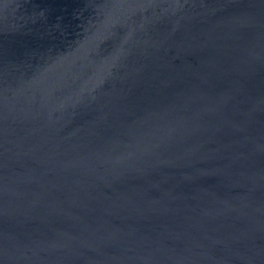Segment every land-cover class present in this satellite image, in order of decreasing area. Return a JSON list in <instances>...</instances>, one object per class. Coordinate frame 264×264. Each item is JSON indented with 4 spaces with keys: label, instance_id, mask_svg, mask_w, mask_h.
Listing matches in <instances>:
<instances>
[{
    "label": "water",
    "instance_id": "1",
    "mask_svg": "<svg viewBox=\"0 0 264 264\" xmlns=\"http://www.w3.org/2000/svg\"><path fill=\"white\" fill-rule=\"evenodd\" d=\"M0 264H264V0H0Z\"/></svg>",
    "mask_w": 264,
    "mask_h": 264
}]
</instances>
